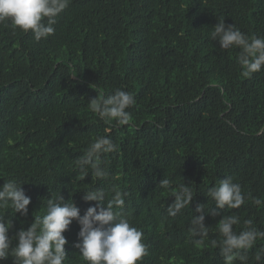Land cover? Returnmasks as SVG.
<instances>
[{
	"label": "trees",
	"instance_id": "16d2710c",
	"mask_svg": "<svg viewBox=\"0 0 264 264\" xmlns=\"http://www.w3.org/2000/svg\"><path fill=\"white\" fill-rule=\"evenodd\" d=\"M217 19L264 36V0H71L54 35L40 41L0 23V185L16 178L31 197L27 216L0 210L14 215L10 235L43 215L59 192L83 215L97 203L83 200L93 186L106 191L105 203L114 189L126 193L122 211L149 249L139 264H224L212 243L222 239V216H240L237 232L246 219L264 231V204L252 199L264 200V69L242 75L239 49L210 39ZM117 89L136 99L127 125L101 120L89 106ZM105 134L116 145L103 156L109 176L79 180L76 158ZM227 175L246 203L212 216L215 202L206 195ZM163 178L190 184L195 195L175 217ZM198 203L210 226L201 245L189 231ZM79 229L74 220L64 233V264H87L75 247ZM262 247L258 239L247 264H264L254 259Z\"/></svg>",
	"mask_w": 264,
	"mask_h": 264
},
{
	"label": "clouds",
	"instance_id": "9594fccd",
	"mask_svg": "<svg viewBox=\"0 0 264 264\" xmlns=\"http://www.w3.org/2000/svg\"><path fill=\"white\" fill-rule=\"evenodd\" d=\"M70 3L71 0H0V23L10 22L13 31L17 28L24 33L31 31L34 39L40 41L54 35L57 17ZM209 36L212 41L219 42L221 49H239L237 62L243 76L249 77L264 69V36H248L235 23L226 25L225 19H217ZM135 104L134 94L122 89L107 96L97 95L89 101L91 110L101 120L115 119L120 125L129 124L132 116L128 109ZM113 151L116 145L109 134L97 136L75 160L76 170L81 173L79 180L89 173L97 179H106L109 172L104 167L103 156ZM22 183L16 178L4 180L0 185V210L11 208L14 215H28L31 197L26 195ZM159 185L174 197L167 205L170 217L177 216L194 199L190 184L184 182L174 186L170 179L163 178ZM83 192L84 201L97 202L83 215L71 198L65 202L59 192L47 199L43 215L34 217L30 226L20 228L13 235L10 229L14 215L0 211V261L11 256L14 264H64L68 258L64 233L74 220L80 225L75 247L87 264H139L149 255L143 230L133 225L131 217L122 211L126 193L114 189L112 198L105 203L107 193L103 188L93 186ZM206 196L215 202V207L209 211L212 216L220 215L219 210L239 209L246 203V194L231 175L220 179L218 186L211 187ZM252 199L257 207L264 204L260 198ZM195 212L199 215L193 214L189 231L196 237L194 243L201 245L210 226L205 224L203 204L198 203ZM240 224L241 218L236 214L222 216L218 221L217 231L222 239L212 243L219 245L224 264H235L237 260L247 264L248 251L258 239H264V231L258 229L252 219L244 220L242 229L235 231L234 226ZM254 259L257 262L264 259V247L257 251Z\"/></svg>",
	"mask_w": 264,
	"mask_h": 264
}]
</instances>
